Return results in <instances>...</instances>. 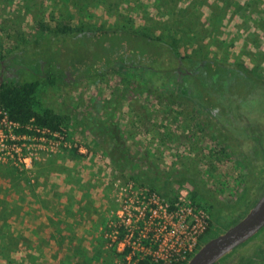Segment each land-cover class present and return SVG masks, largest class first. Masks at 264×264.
Returning <instances> with one entry per match:
<instances>
[{"label":"rangeland","instance_id":"1","mask_svg":"<svg viewBox=\"0 0 264 264\" xmlns=\"http://www.w3.org/2000/svg\"><path fill=\"white\" fill-rule=\"evenodd\" d=\"M226 1L223 4L222 0H0V55L16 51L38 37L49 36V30L58 24L67 25L74 31L117 27L158 37L194 59L215 58L237 66L264 85V47H258V40L256 48L253 45L242 48L243 38L238 42L242 32L240 28L249 26L247 31L251 34L253 21L244 16L235 18L231 13L223 22L214 18L219 15L220 7L225 11ZM208 3H213L212 16ZM238 3V7H233L237 12L245 6L253 7L244 0ZM226 28L231 32L230 36L223 34ZM233 42L234 48L231 46ZM74 47L88 51L89 55L91 53L89 62L85 64L88 71L94 70L92 60L96 61L98 69L112 63L107 59H97L94 45L84 43L82 46L71 45L65 51L62 46L58 55L62 65L66 58L64 55ZM47 50V55H51V47ZM38 52L33 50L30 54L12 58L6 66L17 67L15 82L38 78L39 86L33 93L35 109L39 112L50 109L67 115L69 121L62 128L69 141L83 143L100 155L90 158L92 167L100 165L102 171L114 173L105 180L114 198V206L110 210L112 222L118 221L119 192L129 182L135 187L154 190L167 200L175 199L180 190L187 189L192 203L207 216V227L197 240L198 248L201 237L215 228L219 213H227L242 204L248 183V170L243 160L251 162L253 158L258 160L264 156V87L252 82L246 88L237 85L209 98L200 97L199 90H196L193 94L196 105L177 95L158 91L156 86H151L148 71L129 70L117 63L100 77L74 80L66 76L50 84L46 78L38 77L34 61L41 56ZM190 81L196 82L191 78ZM214 105L217 109L209 114ZM3 124L1 122L0 126ZM35 127L33 122H28L12 129L15 133H30ZM238 143L245 159L240 157ZM64 153L84 158L73 147L63 148L52 154L51 165L45 164L43 159L37 161L33 173L55 174L52 186H66L67 179L65 182L62 179L68 158H64ZM110 155L118 157L122 169L114 167ZM1 176L29 180L27 172L3 163H0ZM84 176L88 177L87 174ZM0 219H4L2 214ZM86 225L93 227L94 222ZM112 232L113 227L106 220L101 228L98 247L95 252H90L94 258L64 260L61 264H136L135 260L125 259L118 251L119 243L113 242ZM7 233L0 228V243L8 242L6 250L0 245V264L60 262L38 257L31 259L25 256L24 250L13 254L18 239ZM123 237L119 236L118 241ZM58 246L61 249V245ZM77 249L85 256L90 255L81 246L73 250L77 252ZM52 250L58 252L55 245L48 251Z\"/></svg>","mask_w":264,"mask_h":264},{"label":"trees","instance_id":"2","mask_svg":"<svg viewBox=\"0 0 264 264\" xmlns=\"http://www.w3.org/2000/svg\"><path fill=\"white\" fill-rule=\"evenodd\" d=\"M226 2L229 7H237L231 3L232 1L227 0ZM222 3L225 4V0H222ZM227 6L226 8H228ZM222 8H219V15L214 17L220 22L221 16L225 12ZM39 26L38 24L37 27ZM49 31L51 32L49 36L38 37L27 42L16 51H11L4 56L0 55V68L5 67L8 70L18 71L17 67H7L6 65L12 58L38 50V54H41V56L34 59L39 71L38 77L40 79L46 78L50 84H54L57 79L66 76H70L74 80L100 77L105 75L106 71L112 69L113 64L117 63L129 70L148 71L151 79L150 84L156 86L158 91H164L170 96L177 95L196 105H198L197 100L193 96L196 90H199L200 97L209 98L219 92L230 91L237 85L243 88H246L252 82L259 85L254 82L252 76H249L245 70L237 66L227 65L215 58L194 59L181 54L174 44L163 41L158 37H150L145 33L117 27L95 31H74L64 24H58ZM84 43L94 45V53L97 55V59H107L112 63L98 69L96 68V61L92 60L94 70L88 71L85 64L89 62L91 53L89 55L87 54L88 51H80L75 47L74 50L69 49L64 55L66 56L64 65L58 61L60 60V58L58 59L59 50L62 46L65 51L71 45L78 44L82 46ZM50 47L52 54L48 56L49 50L47 48ZM43 54L47 56L43 58ZM190 78L195 79L196 82H191ZM38 86V78L22 83L15 82L14 78L13 80L0 81V109L7 112L9 120L20 125L32 121L36 126L52 131L58 130L63 125L66 126L69 121L67 115L57 114L50 109L40 112L35 109L33 93ZM211 109L214 111L217 106L214 105ZM1 118L2 115L0 114ZM110 158L117 170L122 169L117 156L110 155ZM138 264L149 263L147 260H140ZM171 264H184V262Z\"/></svg>","mask_w":264,"mask_h":264},{"label":"crops","instance_id":"3","mask_svg":"<svg viewBox=\"0 0 264 264\" xmlns=\"http://www.w3.org/2000/svg\"><path fill=\"white\" fill-rule=\"evenodd\" d=\"M238 2L239 0H232L233 5L237 7L240 4ZM244 2H248L253 7H242L238 10L239 12L233 6L225 8L227 12L221 16V21L227 20L230 13L234 14L235 18L244 16L252 20L254 26H252L251 34L247 31L249 26L245 25L244 28H240L242 32L238 42L243 38L242 48L250 45L255 48L258 45L262 48L264 47L262 40L264 39V24L262 23L264 22V0H244ZM212 6L213 3H208L211 14ZM227 30L228 28L223 34L230 36L231 32ZM248 37L255 43L247 39ZM231 46L235 47L234 42ZM66 157L68 159L64 163L62 180L67 179V181L66 186L62 188L52 186L56 179L55 174L45 176L32 171L27 173L29 180L18 176L0 177V215L4 217L0 219V228L18 239L13 248V254L24 250L25 256H30L31 259L33 257L42 260L56 259L60 260L58 264L64 263V260L94 258L90 252H95L98 247L102 226L106 220L109 226L112 224L110 210L114 206V198L105 180L107 176L111 177L114 173L109 170L102 171L100 165L92 167L89 162L90 158L78 159L71 157L69 153H64V158ZM53 158L54 155H49L43 161L51 165ZM59 165L62 166L61 162ZM85 174L88 175L87 178ZM87 184L89 186H85ZM89 222H94L93 227L86 225ZM0 245L6 250L8 242L4 240ZM52 245L57 247L58 252L48 251L52 249ZM58 245H61V249ZM79 246L84 248V251H88L90 255L85 256L84 252L78 249L77 252L73 250L74 247ZM36 252L44 255L36 254ZM48 253L51 256H48Z\"/></svg>","mask_w":264,"mask_h":264},{"label":"built area","instance_id":"4","mask_svg":"<svg viewBox=\"0 0 264 264\" xmlns=\"http://www.w3.org/2000/svg\"><path fill=\"white\" fill-rule=\"evenodd\" d=\"M0 114V123H4L0 126V163L31 173L37 161L63 148L73 147L86 158L100 157L85 144L70 142L62 127L52 131L36 126L30 133H15L12 128L23 125L9 120L3 109ZM121 190L117 199L118 221L110 226L113 242L119 243L118 251L125 259L135 260L136 264L140 260L149 264L186 262L207 227V216L192 203L189 191L182 189L175 199L167 200L156 191L135 187L131 182ZM121 235L124 237L118 241Z\"/></svg>","mask_w":264,"mask_h":264},{"label":"flooded vegetation","instance_id":"5","mask_svg":"<svg viewBox=\"0 0 264 264\" xmlns=\"http://www.w3.org/2000/svg\"><path fill=\"white\" fill-rule=\"evenodd\" d=\"M13 78H18L14 69L8 70L5 67L2 68V77L0 81L13 80ZM252 79L254 80V82H256L254 78ZM256 83L264 87V85L260 84L259 82ZM210 112L212 113H206L213 114V110L211 108ZM238 145L240 157L241 159H245L242 154L240 143H238ZM243 164L247 167L248 170V183H246L245 185V188L247 190L244 191L243 196L245 198L242 200V204L237 207V209L230 210L227 213L220 212V215L218 214L220 217L217 216L218 221L214 225L215 228L206 232V234L201 237L198 242L199 246H201L205 241L211 238L218 231L226 228L228 225L233 223L238 217H240L244 212H246L248 208L253 205V203L264 191V156L258 160L253 158L251 162H246L245 160H243ZM215 264H264V226L246 242L236 247L232 252L224 256Z\"/></svg>","mask_w":264,"mask_h":264},{"label":"water","instance_id":"6","mask_svg":"<svg viewBox=\"0 0 264 264\" xmlns=\"http://www.w3.org/2000/svg\"><path fill=\"white\" fill-rule=\"evenodd\" d=\"M264 226V191L238 219L198 247L185 264H215Z\"/></svg>","mask_w":264,"mask_h":264}]
</instances>
